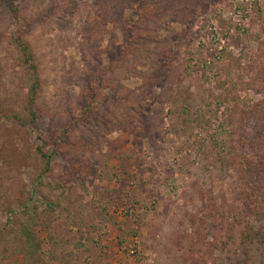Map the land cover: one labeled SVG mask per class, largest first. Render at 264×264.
<instances>
[{"label": "rangeland", "instance_id": "1", "mask_svg": "<svg viewBox=\"0 0 264 264\" xmlns=\"http://www.w3.org/2000/svg\"><path fill=\"white\" fill-rule=\"evenodd\" d=\"M127 1L0 0V264H227L237 249L238 264H264L232 217L240 135L225 115L264 104V0ZM13 3L42 75L35 124ZM133 7L153 16L124 59Z\"/></svg>", "mask_w": 264, "mask_h": 264}, {"label": "trees", "instance_id": "2", "mask_svg": "<svg viewBox=\"0 0 264 264\" xmlns=\"http://www.w3.org/2000/svg\"><path fill=\"white\" fill-rule=\"evenodd\" d=\"M148 1L142 0L144 4ZM125 2L128 3L129 1L124 0L120 5L123 6ZM10 7L9 16L16 26V30L11 38V51L15 62L27 72L30 81V87L25 92L27 104L23 110L28 114L30 123L35 124L40 119L38 105L43 89L42 75L32 47L25 39L28 25L26 20L21 16L20 7L14 5V3ZM133 13L137 16V20L134 24L125 27L124 40H126V44L120 46L117 43L118 47L121 48V54L124 59L134 58L135 55H139L140 51L137 50L138 48L135 45H139L143 41V38L137 30L142 28L145 19L149 21L153 16L147 13L145 8L141 10L138 7H133ZM260 79L264 83V74H260ZM96 98V94L94 93L89 97L87 114L94 113L93 106ZM237 109L236 106L233 111H228L225 114L229 123H232L234 126V133L240 135L234 141L235 146H230L232 169L238 176L239 185L241 186L238 204L232 210L234 213L232 217L233 219L237 217L238 225H244L245 229H247V234L240 235L242 245L254 246L258 242L264 245V227L256 230L249 222L264 220V138L260 136L254 137L251 133L248 134L247 131V119L251 118L254 126L253 129L264 132V104L256 105V107L247 110V112ZM15 118L18 117L15 116ZM236 131H240L241 133H236ZM39 140L42 142V145L38 146L37 152L45 161L46 172L48 173L51 170L52 164V156L48 151L49 143L45 137H39ZM57 149L59 150V145ZM78 175V179L85 181V174L79 173ZM83 184L82 182V186ZM232 228L236 229L233 224ZM13 229H19L17 233L20 234V238L26 240L27 244H31V249L35 241L33 232L25 226L14 225ZM233 253L231 251L228 254L227 264H238L236 256L240 253V250L237 249Z\"/></svg>", "mask_w": 264, "mask_h": 264}]
</instances>
